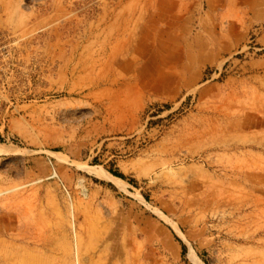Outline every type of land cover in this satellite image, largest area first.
Instances as JSON below:
<instances>
[{"label":"rangeland","instance_id":"rangeland-1","mask_svg":"<svg viewBox=\"0 0 264 264\" xmlns=\"http://www.w3.org/2000/svg\"><path fill=\"white\" fill-rule=\"evenodd\" d=\"M0 45V264H264V0H0Z\"/></svg>","mask_w":264,"mask_h":264},{"label":"trees","instance_id":"trees-1","mask_svg":"<svg viewBox=\"0 0 264 264\" xmlns=\"http://www.w3.org/2000/svg\"><path fill=\"white\" fill-rule=\"evenodd\" d=\"M112 173L115 174L116 176L123 178V179H127V177L121 172L113 171ZM183 246H184V249H186V245L184 244Z\"/></svg>","mask_w":264,"mask_h":264},{"label":"built area","instance_id":"built-area-1","mask_svg":"<svg viewBox=\"0 0 264 264\" xmlns=\"http://www.w3.org/2000/svg\"><path fill=\"white\" fill-rule=\"evenodd\" d=\"M3 53H4V46H1V45H0V56H2Z\"/></svg>","mask_w":264,"mask_h":264}]
</instances>
